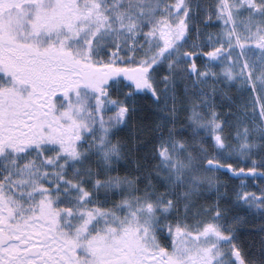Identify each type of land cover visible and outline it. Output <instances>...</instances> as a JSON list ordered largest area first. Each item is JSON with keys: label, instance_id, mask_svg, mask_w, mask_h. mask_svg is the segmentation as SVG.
Instances as JSON below:
<instances>
[{"label": "snow or ice", "instance_id": "6c2138e0", "mask_svg": "<svg viewBox=\"0 0 264 264\" xmlns=\"http://www.w3.org/2000/svg\"><path fill=\"white\" fill-rule=\"evenodd\" d=\"M0 264H264V0H0Z\"/></svg>", "mask_w": 264, "mask_h": 264}, {"label": "trees", "instance_id": "16d2710c", "mask_svg": "<svg viewBox=\"0 0 264 264\" xmlns=\"http://www.w3.org/2000/svg\"><path fill=\"white\" fill-rule=\"evenodd\" d=\"M211 31H215V29H211Z\"/></svg>", "mask_w": 264, "mask_h": 264}]
</instances>
